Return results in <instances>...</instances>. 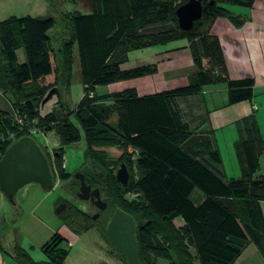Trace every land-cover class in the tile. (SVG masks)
Segmentation results:
<instances>
[{
	"label": "trees",
	"instance_id": "1",
	"mask_svg": "<svg viewBox=\"0 0 264 264\" xmlns=\"http://www.w3.org/2000/svg\"><path fill=\"white\" fill-rule=\"evenodd\" d=\"M189 1L89 0L88 14L64 15L69 35L62 36L56 53L49 35L56 26L53 19L12 17L0 23V66H7L14 81L0 90L23 121L20 125L1 114L0 159L17 140L33 137V131L55 132L62 146L53 153L56 156L42 150L55 179L64 180L70 177L63 164L65 148L83 139L85 165L92 168L97 180L89 183L105 191L108 209L94 220L93 215L66 203L69 212L63 221L76 233L98 227L109 242L108 223L116 209H121L136 221L142 264H159L156 260L160 258L169 264H235L250 244L264 257L260 205L264 176H258L264 138L255 118L240 123L244 138L235 144L241 177L227 179L220 169L222 155L213 137L196 149H187L195 132L180 109L183 99L200 95L204 87L221 84L227 85L229 105L252 101L254 80L229 77L221 42L210 34V26L218 18H228L240 26L241 19L224 6L250 8L255 0L205 1L202 18L192 30L184 31L177 10ZM181 40L188 41L196 67L187 86L145 97H139L134 89L97 94V88L158 72L156 66L124 70L132 51ZM20 49L25 53L24 64L18 63ZM76 52L84 97L74 111L56 108L43 116V107L58 98L60 88L69 90ZM53 74L54 83L45 85L43 80ZM111 149L122 155L111 158ZM122 165L129 172L126 185L117 179ZM75 183L79 190L80 182L75 179ZM196 189L204 196L199 205L192 201ZM127 195L136 199L130 201ZM13 205L17 206L16 202ZM176 220L183 222L182 228L175 227ZM62 241L56 234L42 248L47 258L43 262L34 261L20 246L15 247L12 257L19 264H65L68 252L60 248Z\"/></svg>",
	"mask_w": 264,
	"mask_h": 264
},
{
	"label": "crops",
	"instance_id": "2",
	"mask_svg": "<svg viewBox=\"0 0 264 264\" xmlns=\"http://www.w3.org/2000/svg\"><path fill=\"white\" fill-rule=\"evenodd\" d=\"M224 8L239 17L242 24L237 26L228 18H218L211 24L210 34L219 38L221 42L229 77L236 81L254 80V98L251 102L229 105L227 85L221 84L204 87L200 95L183 99L180 102V109L185 121L195 132L187 149H196L200 142L211 137L214 138L219 151L222 142L235 145L244 138L240 123L251 117L255 118L264 138V0H255L250 8L228 5ZM68 35L69 31L65 28L62 36ZM134 52L139 56L132 59ZM17 57L19 64L26 62L23 49L17 51ZM144 66H156L158 72L143 78L109 85L106 87L107 93L103 95L134 89L139 97L151 96L187 86L189 76L196 72L187 40L132 51L129 54V61L122 68L130 70ZM54 81L53 74L46 77L43 83L50 85ZM100 89L105 87L97 88V94ZM58 102H61L60 94L58 98L54 97L43 107L42 115L54 112L59 105ZM254 106H257V111L254 110ZM0 114H5L8 118H13L16 114L12 102L1 90ZM228 130L232 131L230 136L226 135ZM226 146L229 147L227 144ZM223 163L222 156V166ZM222 166L220 169L228 179ZM258 176H264V152L260 157ZM37 185L30 184L23 188L20 199L17 200L15 197L17 206L11 204L0 192V264H19L12 257L16 246L26 250L36 262L47 260L42 252V248L48 243V240L45 241L47 231L42 219L46 215V208L41 207L47 193L42 192ZM260 205L264 215V201ZM15 211H19L17 221H15ZM14 229L22 230L27 237L29 236L28 239L26 236L22 240L18 238L13 233ZM37 251L42 253L39 259L34 255ZM235 264H264V257L255 245L250 244Z\"/></svg>",
	"mask_w": 264,
	"mask_h": 264
},
{
	"label": "rangeland",
	"instance_id": "3",
	"mask_svg": "<svg viewBox=\"0 0 264 264\" xmlns=\"http://www.w3.org/2000/svg\"><path fill=\"white\" fill-rule=\"evenodd\" d=\"M88 6L89 0H0V23L9 20L12 17L53 19L56 22V26L52 31H50L49 35L52 38L53 48L56 53L62 38V33L65 31L66 25L64 15L73 14L75 12L88 14ZM137 56H139V54L134 52L132 59H135ZM53 62L56 66L55 60H53ZM106 89V87L105 89H100L99 94L103 95L107 93ZM84 93L85 86L82 83L80 62L78 53L76 52V60L69 90L60 88L61 102L57 108H63L67 112L74 111L81 99L84 97ZM78 128L80 129L79 126ZM231 133V130L226 131V135L228 136H230ZM32 135L40 147L48 154L52 155L53 158L55 157L53 153L62 147L60 139L55 132L46 134L33 131ZM237 140H239V138ZM226 144L229 145V147L226 146ZM230 145V142L221 143L220 151H222L221 153L224 160L222 167L226 171L228 179L240 178L241 168L238 162L236 148L234 143L231 146ZM85 151L86 144L83 139L77 144L66 147L63 155V164L66 173L69 174L70 177L64 180L59 178L55 179L52 189L48 191H44L39 185H37L41 188L42 192L47 193L46 198L41 203V207L46 208V215L42 218L47 231L45 241L48 240L47 242H49L56 234L62 237L63 241L60 248L68 252L65 264H126L120 255L113 250V247L106 240L103 235V231L100 228L96 227L88 231L76 233L70 229L66 222L63 221V217L69 211L64 209L62 214H57V209L62 204L66 203L71 205L73 209L82 210L89 215L94 216L97 212L95 208L79 199V190L77 189V184L75 183L76 174L83 168L87 161ZM108 152L113 159H117L122 155V152L117 149H111L108 150ZM22 190L23 188L19 190V194L16 196L17 200H19L22 196ZM127 199L133 201L136 197L133 195H127ZM203 199V194L196 189L192 196V201L196 205H199ZM18 212L19 211H15V221L18 220ZM174 225L176 228H182L183 222L181 220H176ZM13 233L18 236V238H21V240L24 236H26L20 229H14ZM28 237L26 236L27 239ZM31 239L34 241L32 237ZM39 251L34 254L37 255L36 259H39V255L42 254ZM191 251L195 255V251L193 249ZM41 256L43 257V255ZM156 261L159 264H169V262L161 258Z\"/></svg>",
	"mask_w": 264,
	"mask_h": 264
},
{
	"label": "water",
	"instance_id": "4",
	"mask_svg": "<svg viewBox=\"0 0 264 264\" xmlns=\"http://www.w3.org/2000/svg\"><path fill=\"white\" fill-rule=\"evenodd\" d=\"M208 0H190L177 10L179 26L184 31L193 29L195 22L203 16V2ZM13 78L8 73L7 66H0V89L6 90L8 85L13 84ZM2 121L0 114V122ZM95 178L92 168L86 165L75 176L80 181L79 199L91 201L99 210L107 208L102 200L100 190H92L86 184V178ZM54 173L50 166L49 159L44 153L35 138L26 136L14 142L0 159V192L13 204L19 190L30 184H38L44 191H48L54 184ZM117 179L126 185L129 180V172L125 165H122L117 172ZM66 208L62 204L57 209L61 214ZM98 214L94 220L98 218ZM137 224L134 218L116 209L106 229V235L111 246L122 255L128 264H142L139 258V245L137 241Z\"/></svg>",
	"mask_w": 264,
	"mask_h": 264
},
{
	"label": "flooded vegetation",
	"instance_id": "5",
	"mask_svg": "<svg viewBox=\"0 0 264 264\" xmlns=\"http://www.w3.org/2000/svg\"><path fill=\"white\" fill-rule=\"evenodd\" d=\"M86 165H88V164H86ZM86 165H84L83 168H84ZM83 168H82V169H83ZM82 169H81V170H82ZM81 170H80V171H81ZM80 171H79V172H80ZM89 180H91L92 183L94 184V183L97 181V180H96V176H95V178L88 176V177L86 178V184L89 185V186H91V187H92V190H96V189L100 190L101 198H102V200L107 204V208H106V209H104V210H99L95 205H93V204L91 203V201H85L87 204H89L91 207H93V208H95V209L97 210V212L94 214V217L98 214V215H99L98 218H99L100 215H101V213H102L103 211H105V210L108 209L107 197L104 195V194H105V191L101 190L100 186H98V187L94 186L93 184L89 183ZM79 182H80V181H79ZM79 190H80V188H79ZM78 193H79V191H78ZM66 207H67V205H66ZM65 209H66V208H65ZM94 217H93V218H94ZM98 218H97V219H98Z\"/></svg>",
	"mask_w": 264,
	"mask_h": 264
},
{
	"label": "built area",
	"instance_id": "6",
	"mask_svg": "<svg viewBox=\"0 0 264 264\" xmlns=\"http://www.w3.org/2000/svg\"><path fill=\"white\" fill-rule=\"evenodd\" d=\"M254 110H255V111L258 110L257 106H254ZM13 118H14V119H15L20 125L23 124V121H22L21 119L18 118L17 112H16V114L14 115Z\"/></svg>",
	"mask_w": 264,
	"mask_h": 264
}]
</instances>
